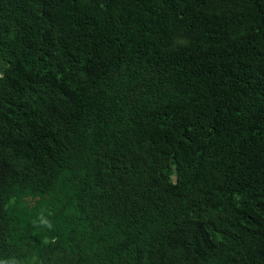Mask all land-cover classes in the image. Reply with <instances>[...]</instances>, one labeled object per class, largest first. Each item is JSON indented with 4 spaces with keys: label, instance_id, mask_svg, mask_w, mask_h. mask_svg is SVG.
Here are the masks:
<instances>
[{
    "label": "trees",
    "instance_id": "trees-1",
    "mask_svg": "<svg viewBox=\"0 0 264 264\" xmlns=\"http://www.w3.org/2000/svg\"><path fill=\"white\" fill-rule=\"evenodd\" d=\"M0 257L264 264V0H0Z\"/></svg>",
    "mask_w": 264,
    "mask_h": 264
},
{
    "label": "clouds",
    "instance_id": "clouds-1",
    "mask_svg": "<svg viewBox=\"0 0 264 264\" xmlns=\"http://www.w3.org/2000/svg\"><path fill=\"white\" fill-rule=\"evenodd\" d=\"M172 178H173V182H176V177L172 176ZM0 264H13V263H11V261L8 258H1L0 257ZM29 264H66V263H64L62 261H57L56 263H46V262L45 263H35V262H31Z\"/></svg>",
    "mask_w": 264,
    "mask_h": 264
}]
</instances>
